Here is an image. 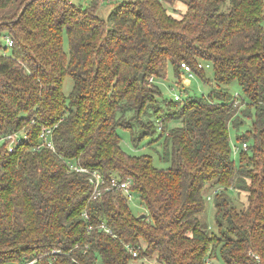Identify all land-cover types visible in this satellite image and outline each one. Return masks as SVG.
Listing matches in <instances>:
<instances>
[{
    "label": "trees",
    "instance_id": "1",
    "mask_svg": "<svg viewBox=\"0 0 264 264\" xmlns=\"http://www.w3.org/2000/svg\"><path fill=\"white\" fill-rule=\"evenodd\" d=\"M110 2L0 0V36L12 39L0 54V138L27 136L11 151L0 142V264H264V0H121L101 17ZM182 62L212 81L206 95L162 96L154 80L171 65L185 83ZM246 119L236 161L230 127ZM42 125L53 149L36 148ZM119 128L169 165L126 151ZM70 163L101 174L97 196ZM112 176L130 180L142 217L108 188Z\"/></svg>",
    "mask_w": 264,
    "mask_h": 264
},
{
    "label": "rangeland",
    "instance_id": "2",
    "mask_svg": "<svg viewBox=\"0 0 264 264\" xmlns=\"http://www.w3.org/2000/svg\"><path fill=\"white\" fill-rule=\"evenodd\" d=\"M79 1V0H78ZM83 1V0H81ZM110 3H106L103 4L99 11L98 14L103 17L106 18L107 13L109 12V10L112 8V6H114L115 4H117L118 2H120L121 0H110ZM174 8H176V10H182L185 7V4L181 1H176L173 5ZM172 9V8H171ZM63 43H64V48L65 50L67 49V41H66V37L64 36L63 39ZM11 52V48L10 46H8L6 44V40L4 37V34L0 36V54H9ZM203 70L205 72V76L211 79L212 76V68L211 66H205V64L203 63ZM186 76V77H185ZM180 77H184V82L182 81H178L177 78L175 77L173 68L171 65H168L167 68V73L166 76L164 78L161 79H153L154 82L156 83V85L159 87V89L161 90L162 96L165 99H173V96L175 94L179 95V101L182 102L184 101L187 96H200V95H206L207 92L210 90L211 85H213L212 81H205L203 79H201L199 77V75H197L195 72H193V76L189 77L187 76L186 72H183L181 70L180 73ZM72 86V81L71 78L69 76H65L64 80H63V85H62V90L63 93L65 95L68 94V92L70 91ZM229 90L232 93V96L235 94H238V98L239 100L242 97L241 94V90L238 86V84L233 81L232 83L229 84ZM175 121L169 123V125H174ZM249 127V119H246L244 121L243 124H241L240 126H238L237 128L234 127H230V144H231V148H232V156L233 158L238 161L239 155L241 150L240 149V143L241 140H236V134H241L244 133L246 131V129H248ZM118 133L121 137V144L122 147L128 151V152H149L151 151L149 149L148 146V141L146 140H141L139 143V148L135 149L132 145L131 142V133L128 129L126 128H119ZM152 157H153V162L157 165V166H166L169 165V163L166 160L163 159H159V155L157 152H155L154 150L151 151ZM215 192V188H208L205 191V211L202 214L201 218L202 221H204V223L206 224V226L208 227L209 230H215V221H214V207H213V195ZM235 193V192H234ZM246 192L245 191H241L239 193H235L234 194V205L237 208H241L245 202H246ZM128 206L129 209L134 213V214H140L143 213L145 211L144 206L140 203V201L137 199V197H133L128 201ZM148 264L151 263L152 261L148 262L146 261ZM213 263L214 264H225V262H223L220 259H213ZM135 264H139V262H135Z\"/></svg>",
    "mask_w": 264,
    "mask_h": 264
},
{
    "label": "built area",
    "instance_id": "3",
    "mask_svg": "<svg viewBox=\"0 0 264 264\" xmlns=\"http://www.w3.org/2000/svg\"><path fill=\"white\" fill-rule=\"evenodd\" d=\"M110 1V0H107ZM5 40H6V44L8 46H11L12 44V39L9 37V35L4 34ZM199 66H201L199 64ZM205 66H208V64H206ZM181 70L183 72H186L187 76L191 77L193 76V71L191 70V68L185 64V63H181ZM186 77V76H185ZM152 76L149 77V80H152ZM238 94L233 95V105H237L239 104L240 100L238 98ZM242 98V97H241ZM173 99L175 100H179V95L175 94L173 96ZM52 130H53V126H45L42 125L40 132H39V141L40 143L36 146V148H39L41 146H47L51 149H53V142L51 139V134H52ZM27 138L25 132L22 131H15V132H11L5 136H2L0 138V142L3 141L4 139H7V143H6V148L7 150L11 151L13 146L16 145L17 143L23 142L25 139ZM245 142L242 143V146H245ZM70 168L77 170V171H82V172H88V170L85 167H82L76 163H70ZM88 179L89 181L92 183V192H93V197L97 196V194L99 193V187L100 185L104 182L101 174L94 170L91 173L88 172ZM129 183L130 180H121L118 177L112 176L110 178V184L108 188H116V189H121L122 193L127 197V199H131L134 197L133 192L130 190L129 188ZM84 216H86V214H84ZM128 251L131 252L132 256H136L137 252L135 249H133L132 247H128ZM34 259L31 260H26L17 264H33L34 263ZM51 264V263H50Z\"/></svg>",
    "mask_w": 264,
    "mask_h": 264
},
{
    "label": "water",
    "instance_id": "4",
    "mask_svg": "<svg viewBox=\"0 0 264 264\" xmlns=\"http://www.w3.org/2000/svg\"><path fill=\"white\" fill-rule=\"evenodd\" d=\"M142 76V73L139 74V77ZM144 215V213H141L139 216L142 217Z\"/></svg>",
    "mask_w": 264,
    "mask_h": 264
}]
</instances>
